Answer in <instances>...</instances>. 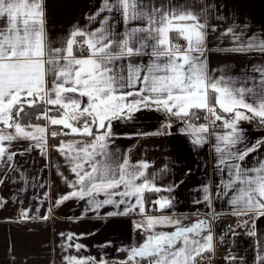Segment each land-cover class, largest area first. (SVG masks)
<instances>
[{
  "label": "snow or ice",
  "instance_id": "6c2138e0",
  "mask_svg": "<svg viewBox=\"0 0 264 264\" xmlns=\"http://www.w3.org/2000/svg\"><path fill=\"white\" fill-rule=\"evenodd\" d=\"M211 7L198 9L189 0H100L99 7L84 16L83 25L74 23L55 38L47 27V0H0V185L9 171L19 172L26 184L16 157L35 150L47 159L49 136L79 137L55 145L71 178L56 166L70 191L53 206L84 201L81 218L88 213L97 218L138 213L142 219L134 227L147 235L143 243L122 249L127 257L120 264H198L197 257L214 250L212 222L221 215L214 199H225L231 214L241 218L238 226L256 237V222L264 217V159L248 166L246 158L259 151L264 138L249 143L239 122L259 118L264 126V65L253 67L258 77L228 75L223 67L213 70L219 76L210 74L205 53L211 51L207 41L216 28L204 13ZM233 15L232 26L221 33L232 37L233 47L221 51L264 54V30L249 35L245 29L251 25L237 22L239 10ZM171 33L186 46L173 43ZM30 109H38L35 120L45 123L25 122ZM143 111L163 113L167 119L156 131L136 136L171 135L174 118L194 150L212 139L220 179L215 192L205 184L202 197L193 201L206 205V218L184 224L170 215H147L146 192L172 193L179 184L158 186L167 164L149 173L153 165L148 161L132 163L112 147L117 139L114 122H132ZM200 113L205 122L197 124ZM217 127L223 131L217 132ZM21 141L28 143L15 150ZM174 200L162 195L151 203L163 212L174 207ZM109 206L111 211L101 212ZM30 211L21 208L22 218H33ZM165 226L174 231L156 230ZM225 231L236 234L231 228ZM81 238L69 234L66 248L80 251L84 246L72 241ZM256 246L254 264H264V239ZM225 260L243 264L234 254ZM66 264L107 261L69 256Z\"/></svg>",
  "mask_w": 264,
  "mask_h": 264
},
{
  "label": "crops",
  "instance_id": "0c3cea01",
  "mask_svg": "<svg viewBox=\"0 0 264 264\" xmlns=\"http://www.w3.org/2000/svg\"><path fill=\"white\" fill-rule=\"evenodd\" d=\"M189 3H194L198 9L212 6L204 13L210 26L216 28V32L209 34L207 41L211 51L205 53L210 74L219 76L221 73L213 70L223 67L228 75L246 74L258 77L259 74L254 73L252 69L264 65V59L261 58L264 54L257 50L244 54L221 51L233 47L232 37L221 33L232 26L235 20L233 10L238 9L240 15L237 22L241 25L245 23L251 25L250 29H245L249 35L259 34L264 30V0H189ZM99 4L100 0H47V27L50 35L59 38L71 30L74 23L83 25L84 16L95 11ZM218 16H224L225 19L219 20ZM170 38L173 43H178L181 47L186 46V41L179 38L176 33H171ZM143 59L146 63L148 58ZM247 115L251 116L250 113ZM203 116H200V119L204 120ZM166 119L163 113L143 111L137 113L136 119L132 122H114L117 139L112 147L119 149V154H127L132 163L148 161L153 165L148 169L149 173L159 171L167 164L168 171L157 178V185L167 186L175 182L179 187L172 193L146 192V213L151 216L170 215L174 219L177 217L182 219L184 224H190L196 219L206 218L204 216L208 211L206 205L195 204L193 201L202 197L200 189L205 184H210L213 192L216 190V184L220 179L215 167L216 154L212 139L203 147L194 150L188 137L179 132L181 122L174 118L171 135H135L137 132L156 131ZM51 127L53 126L48 127L49 133L52 131ZM239 127L245 130L249 143L264 138V126L260 125L259 118L241 120ZM216 131L221 132L223 129L217 127ZM70 137L72 138L68 140L80 139ZM27 143L19 142L15 150H22ZM55 145L57 144L51 143L49 136L47 159L35 150L30 154L16 157L18 167L27 178L26 184L21 181L19 172L9 171L4 183L0 185V198L4 202L0 204V264H66V258L69 256L92 257L97 260L104 259L107 264H120L127 257V253L122 249L143 243L147 235L134 227V222L142 217L138 213H133L128 216L97 218L88 213L81 218L86 204L75 199L68 200L58 207L53 206L60 195L70 191L62 177L57 174L56 166L60 167L65 176L71 178V173L65 167L64 158L55 151ZM259 159H264V145L258 152L250 154L246 158V163L252 166ZM189 170L190 174L186 175ZM181 180L183 183H179ZM162 195L175 197L173 208L165 209L163 212L156 210L151 201ZM213 205L221 213L219 219L212 222L214 250L205 252L202 259L197 257L198 264H228L225 257L233 254L242 257L243 264H254L257 240L264 239V217L257 220V236L252 237L245 234L244 227L238 226L241 218L231 214L225 199H214ZM21 208L30 209L29 215L33 218L23 219ZM111 210L109 206L101 212ZM45 215L49 218L41 219ZM229 228L236 234L227 233L225 230ZM156 230L174 231L172 227L167 226L158 227ZM69 234L82 236L81 239L72 241L74 244L84 246L80 251L66 248V237Z\"/></svg>",
  "mask_w": 264,
  "mask_h": 264
},
{
  "label": "trees",
  "instance_id": "16d2710c",
  "mask_svg": "<svg viewBox=\"0 0 264 264\" xmlns=\"http://www.w3.org/2000/svg\"><path fill=\"white\" fill-rule=\"evenodd\" d=\"M28 111H29L30 115L24 117V121L25 122L41 123V124H44L45 123L44 121H36L35 120V115L39 111L38 109H30ZM53 114H55V111H53ZM199 115L202 116V115H204V113H200ZM59 129H60L59 127H56V130H59ZM51 130H53V127H51ZM71 138L72 137H70V136H68V137H58L56 139H52L51 138V143L58 144L59 143V140H61V139L68 140V139H71Z\"/></svg>",
  "mask_w": 264,
  "mask_h": 264
},
{
  "label": "built area",
  "instance_id": "2783aa9c",
  "mask_svg": "<svg viewBox=\"0 0 264 264\" xmlns=\"http://www.w3.org/2000/svg\"><path fill=\"white\" fill-rule=\"evenodd\" d=\"M181 44L184 45L183 43H181ZM199 123H204V120H202V119L198 120L197 124H199ZM217 123L219 124V122H217ZM61 137H63V136H61Z\"/></svg>",
  "mask_w": 264,
  "mask_h": 264
}]
</instances>
